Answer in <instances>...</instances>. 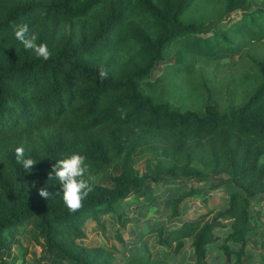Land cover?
<instances>
[{
	"label": "trees",
	"instance_id": "obj_1",
	"mask_svg": "<svg viewBox=\"0 0 264 264\" xmlns=\"http://www.w3.org/2000/svg\"><path fill=\"white\" fill-rule=\"evenodd\" d=\"M223 1L226 12L239 9L245 2ZM218 2L0 0V149L9 138L24 137L29 144L34 131L56 128L58 141L66 143L72 154H78L80 136L90 133L99 144L89 148L87 155L98 156L104 166L116 156L121 157L120 171L112 177L113 186L105 188L90 182L93 191L75 212L64 205L59 183L49 180V164L30 182L18 186L4 178L0 170V249L10 250L17 244L11 240L17 233L32 237L30 231L19 230L35 217L49 253L58 251L67 260L80 264H112L111 252L103 248L97 251L106 253L105 257L90 258L75 249L76 240L83 236L84 220L114 211L116 203L165 177L201 179L192 175L198 171L194 163L200 162L214 174L226 172L229 182L241 190L233 192L228 206L212 216L211 210L195 216L183 214L179 223L164 228L146 221L145 227H137L136 238L146 252L128 262L150 260L162 248L178 255L191 239V264H207L209 250L215 247L227 261L234 255L240 264H248L245 247L258 233L263 216L251 205L254 193L247 187L264 182V164L259 162L264 155V58L252 65L257 84L239 106L220 109L208 102L200 111L182 109L154 95L151 90L155 81L149 80L152 68L166 61L173 44L179 49L166 69L188 71L187 55L208 60L239 55L236 42L225 37V42L220 43L198 34ZM194 7L198 17L184 20L183 15L192 14ZM99 16L95 30H74L65 41L59 40L64 22L87 24ZM21 23L29 25L37 43L48 45V60L25 50L15 39L13 28ZM230 29L239 36L263 41L264 8L242 12ZM101 69L106 71V78H101ZM115 130L124 131L120 143L126 150L118 145L117 150L102 146L100 141ZM138 145L168 157V168L160 174L139 173L132 164ZM219 186L203 184L185 197ZM41 189L47 190L48 199L39 195ZM202 200L211 206L217 204L206 196ZM117 218V239L124 245L120 229L126 230L134 218L122 212H117ZM226 221L230 222L228 230L220 235L227 227ZM152 239L155 250L148 249Z\"/></svg>",
	"mask_w": 264,
	"mask_h": 264
},
{
	"label": "rangeland",
	"instance_id": "obj_2",
	"mask_svg": "<svg viewBox=\"0 0 264 264\" xmlns=\"http://www.w3.org/2000/svg\"><path fill=\"white\" fill-rule=\"evenodd\" d=\"M218 0H213V2ZM206 2V1H205ZM210 5V4H209ZM214 5V3L212 4ZM214 14L208 22L200 26L198 34L203 37H209L220 43H224L223 38L230 39L240 46L239 55H233L221 60H208L196 58L187 55L189 58L190 69L181 71L180 68L166 69V64L174 62L175 53L179 46L173 44L170 47V55L165 62L157 63L150 72V81H155L151 90L160 100L179 106L182 109H191L193 111L202 110L206 103H212L223 109L228 106H239L248 97L249 93L255 89L257 82L253 77L252 65L264 58V40L254 41L248 36H239L230 29L231 24L237 21L242 12L254 11L257 8H264V0H245L244 4L232 12L225 11L223 0H219L214 6ZM192 14H184L185 17L193 19L198 17L196 7L191 9ZM101 17H97L92 23L83 22H64L62 24L59 40L65 41L74 30L80 31L88 29L93 31L97 28ZM188 20V19H187ZM247 76V78H245ZM236 90V93L234 91ZM34 138L31 143H27L24 137L7 139L0 149V170L4 178L9 180L14 186L21 183L30 182L43 168L49 164L50 167L62 158L71 155L68 145L58 141V130L56 128H41L33 133ZM124 138V131H113L106 139L100 141L102 146L116 149L117 145L121 146L120 140ZM99 144L97 138L90 133L82 134L79 138V146L76 152L86 157L85 163L90 168V173L94 179L90 182L111 188L113 186L112 177L120 171L121 157L116 156L108 165L99 160L98 156H89L86 151ZM23 146L25 157L32 158L37 164L30 170H25L15 159V149ZM123 147L124 150L127 147ZM123 153V152H122ZM264 164V155L259 160ZM171 160L168 157L156 155L144 146L138 145L132 154L133 167L139 172H150L152 174L163 173L170 165ZM198 171L193 172V176L201 179H184L183 175L179 177H165L159 182H151L146 186V190L141 193H134L126 199L115 204V210L112 212H101L96 219L87 217L81 226L83 236L79 237L75 243V249L84 254L85 257H96L99 254L97 249L103 248L111 252L112 264H132L128 260L137 254L144 253L146 250L138 248V241H135V226H144L145 220H151L154 225L165 226L179 220L176 216V208L182 202L191 201L200 209L201 212L212 211V215L222 212L227 206L230 195L241 190L229 182V175L226 172L214 174L211 168L203 167L202 163H194ZM252 179L249 178L250 181ZM201 180V181H199ZM248 181V182H249ZM216 183L224 186V192L220 195H214L208 188L201 192L185 197L186 193L203 184ZM248 186V185H247ZM249 189V190H248ZM248 191L254 193L252 200L253 207L264 210V182L253 183L247 187ZM210 198L216 197L217 204L214 206L207 205L202 196ZM117 212L124 215H130L138 218L139 222L132 221L127 224L126 230L121 231V236L125 244L122 245L117 239V232L120 226ZM200 212V213H201ZM264 222L262 221V224ZM30 231L32 237L21 232ZM21 233L11 236V240H16L10 250L0 249L1 259L7 264H80L77 261L67 260L62 253L54 251L49 253L46 250L44 236L39 232L36 226V218L28 219ZM219 234H222L221 232ZM17 238V239H16ZM264 243V240L262 241ZM252 242V251L260 249L263 252L264 246H259ZM155 240L151 241L150 249L155 250ZM189 247L187 248V250ZM218 248H211L214 255L218 253ZM157 252V250H156ZM188 252V251H187ZM103 254L100 257H105ZM177 257H185L183 264L188 262L189 253L183 249L177 256L172 250L165 248L161 253L154 254L150 260H144L134 264H178Z\"/></svg>",
	"mask_w": 264,
	"mask_h": 264
},
{
	"label": "clouds",
	"instance_id": "obj_3",
	"mask_svg": "<svg viewBox=\"0 0 264 264\" xmlns=\"http://www.w3.org/2000/svg\"><path fill=\"white\" fill-rule=\"evenodd\" d=\"M13 31L15 39L23 44L25 50L34 51L37 57L43 58L45 61L51 57L48 45L46 43H37V36L30 33L27 23L15 25ZM100 76L101 78H106V71L101 69ZM15 159L18 164H21L28 171L37 164L36 160L25 157L23 146L15 149ZM85 161V156L74 153L66 158L59 159L49 173V180L59 183L64 205L70 212L79 210L82 202L93 191L90 181L94 177L91 175L90 168ZM39 195L45 199L49 198V193L46 189H41Z\"/></svg>",
	"mask_w": 264,
	"mask_h": 264
},
{
	"label": "crops",
	"instance_id": "obj_4",
	"mask_svg": "<svg viewBox=\"0 0 264 264\" xmlns=\"http://www.w3.org/2000/svg\"><path fill=\"white\" fill-rule=\"evenodd\" d=\"M224 189H225L224 186L220 185L219 187H217L215 189H211V192L214 193L215 196L219 195V194L221 195L224 192ZM189 197H191V196H189ZM210 198H213V197L211 196ZM213 199H216V197H214ZM207 205H209V204H207ZM209 206L211 207V205H209ZM201 208H202V206H199V208H197L194 205V203L192 202V200L191 201L182 202L179 206H177V212H178L177 214L178 215L176 214V216H178L179 220L176 221V222L170 223V224L172 225V224L179 223L180 220H181V215H183V214H189V215H193V216L197 215L201 211L200 210ZM257 209H259L263 213V216L260 219V224H259L258 229L256 231L258 233L255 236H253V237H251L249 239V241H248V243H247V245L245 247L246 254L249 256V259H250L248 264H264V250H263V252L260 251V249H257L256 251H252V248H251V244L254 241L256 242L255 244H257V245H259L261 247H262V245L264 246V243L262 242L264 240V223L262 224V221L264 222V210H261L260 208H257ZM133 218H134V220H133L134 223L135 222L141 223V221H139L138 218H136V217H133ZM146 221H150L151 223H154L151 220H145L143 222V224L144 223L146 224ZM229 223H230L229 221H226L227 227L223 231H221L222 234H220V235H223L224 232L228 230ZM168 225L169 224H167L165 226L162 225L160 227L164 228V227H167ZM137 227L143 228V227H145V225L144 226H139V225L135 226V230H134V232H135V235H134L135 236V241H136L137 232H138ZM150 245H151V242L149 243V249H150ZM235 246H236V244H235ZM137 247L138 248L142 247L140 242H138ZM188 247H189V249L187 250ZM184 249H186V253H189L188 262L191 263V260L193 259V249L191 247V239H188L185 242ZM161 250H163V248ZM175 256H177V255H175ZM177 258L179 260V261H177L178 264H183V261H186L185 259H187L185 257H177ZM207 264H240V263L237 261V259H236V257L234 255L231 256L230 261H227L225 259V257L222 255V253L218 250V253L216 255H214L212 251H210L208 253V255H207Z\"/></svg>",
	"mask_w": 264,
	"mask_h": 264
}]
</instances>
